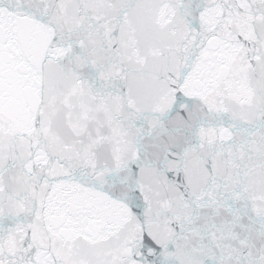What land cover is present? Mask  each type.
<instances>
[{"label": "snow or ice", "instance_id": "snow-or-ice-1", "mask_svg": "<svg viewBox=\"0 0 264 264\" xmlns=\"http://www.w3.org/2000/svg\"><path fill=\"white\" fill-rule=\"evenodd\" d=\"M0 264H264V0H0Z\"/></svg>", "mask_w": 264, "mask_h": 264}]
</instances>
